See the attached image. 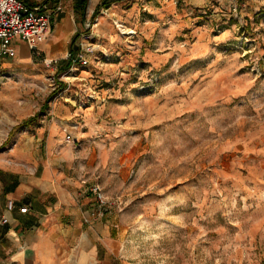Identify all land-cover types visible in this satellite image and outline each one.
<instances>
[{
  "label": "rangeland",
  "instance_id": "rangeland-1",
  "mask_svg": "<svg viewBox=\"0 0 264 264\" xmlns=\"http://www.w3.org/2000/svg\"><path fill=\"white\" fill-rule=\"evenodd\" d=\"M98 2L74 53L0 57V155L74 104L110 264H264V0H120L92 18ZM83 35L95 46L70 70Z\"/></svg>",
  "mask_w": 264,
  "mask_h": 264
},
{
  "label": "crops",
  "instance_id": "crops-1",
  "mask_svg": "<svg viewBox=\"0 0 264 264\" xmlns=\"http://www.w3.org/2000/svg\"><path fill=\"white\" fill-rule=\"evenodd\" d=\"M23 1L47 8L57 2ZM62 1L63 9L50 15L39 51L55 47L70 51L76 46L77 38L72 43V37L82 31V18L74 11L73 0ZM15 45L21 49L19 53L16 49L18 60L30 57L24 42L16 40ZM16 134L9 154L0 155V264H110L107 221L83 220L94 200L90 175L79 170L84 155L77 148V106H64L52 121L42 120L32 132ZM22 206L27 212H19Z\"/></svg>",
  "mask_w": 264,
  "mask_h": 264
},
{
  "label": "built area",
  "instance_id": "built-area-1",
  "mask_svg": "<svg viewBox=\"0 0 264 264\" xmlns=\"http://www.w3.org/2000/svg\"><path fill=\"white\" fill-rule=\"evenodd\" d=\"M62 9V0H57L52 8H47L44 4L31 6L23 0H0V57L16 56V40L24 42L33 54H37L39 44L47 36L50 15ZM81 25L84 29H87L93 23L85 16L81 19ZM82 37L84 41L80 42L79 52L73 54V56H68L71 63L70 70L77 64L86 66L89 61L86 52L91 51L95 46V43H89V36L83 35ZM69 69L68 71H70ZM89 190L93 194L94 203L89 215H83V220L88 223L110 213L108 209L110 202L102 189L94 184ZM12 207V201L8 200L7 208L11 210ZM27 210V206L19 208L21 213H25ZM2 221L6 222L7 218H3Z\"/></svg>",
  "mask_w": 264,
  "mask_h": 264
},
{
  "label": "trees",
  "instance_id": "trees-1",
  "mask_svg": "<svg viewBox=\"0 0 264 264\" xmlns=\"http://www.w3.org/2000/svg\"><path fill=\"white\" fill-rule=\"evenodd\" d=\"M120 0H99V2L95 5L91 17L95 18L101 9H106L108 8L112 3L114 2H118ZM26 2V1H25ZM88 5V0H73V9L75 12H77V14L81 17L84 18L85 17V13H86V8ZM78 37V34H74L72 37V43L75 41V39ZM75 47L73 46L72 49L70 50V53H74ZM66 67H68L69 65V61L67 60V62L65 63ZM34 118L33 117H28L27 119H25L22 122V126H25L27 124H29Z\"/></svg>",
  "mask_w": 264,
  "mask_h": 264
},
{
  "label": "water",
  "instance_id": "water-1",
  "mask_svg": "<svg viewBox=\"0 0 264 264\" xmlns=\"http://www.w3.org/2000/svg\"><path fill=\"white\" fill-rule=\"evenodd\" d=\"M88 2H89V0H88Z\"/></svg>",
  "mask_w": 264,
  "mask_h": 264
}]
</instances>
